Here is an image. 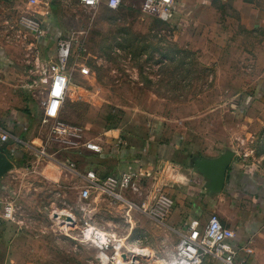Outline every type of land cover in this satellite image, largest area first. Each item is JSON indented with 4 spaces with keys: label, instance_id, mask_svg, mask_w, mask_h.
<instances>
[{
    "label": "rangeland",
    "instance_id": "rangeland-1",
    "mask_svg": "<svg viewBox=\"0 0 264 264\" xmlns=\"http://www.w3.org/2000/svg\"><path fill=\"white\" fill-rule=\"evenodd\" d=\"M51 1L64 30L75 16L87 25L86 62L92 69L81 75L70 62L72 85L59 115L83 127V140L99 143L104 152L91 153L55 138L46 125H37L38 131L27 138L16 132L26 139L37 135L43 144H27L20 160L14 153L8 183L0 187V197L15 208L14 220L0 225L1 231L11 223L17 259L12 264H173L191 218L188 187L193 182L186 184L181 174L190 179L200 173L160 157L147 133L154 121L164 124L162 139L179 147L170 158L183 164L219 154L230 141L242 152L253 139L245 142V132L257 139L262 129L260 120L247 112L264 70L262 35L238 29L228 5L221 11L218 4L222 23L202 24L198 5L185 7L184 0H176L178 7L166 22L145 13L141 0H125L116 10L105 3L84 9L78 0ZM35 5L0 0V47L9 46L13 57L0 71L1 102L8 114L30 110L41 118L47 71L37 62L34 44L39 39L24 25L26 17H37ZM4 121L0 118V124ZM59 162H76L80 169L93 164L101 177L132 171L138 190L117 192L136 206L108 191L82 200L81 177ZM88 226L107 233L111 244L101 247L86 240ZM118 241L122 255L113 261Z\"/></svg>",
    "mask_w": 264,
    "mask_h": 264
},
{
    "label": "crops",
    "instance_id": "crops-1",
    "mask_svg": "<svg viewBox=\"0 0 264 264\" xmlns=\"http://www.w3.org/2000/svg\"><path fill=\"white\" fill-rule=\"evenodd\" d=\"M103 1V3L106 4V0ZM218 4H220L219 8L221 11V6L225 5H228L233 9L234 13L230 14V19L232 23L238 27V29L246 32L247 35L250 36L261 33L260 35L262 36L259 39H262V45L261 51L259 52V59L264 64V0L183 1V5L185 7H196L198 5L197 9L201 10L198 21L202 24H216L218 21L222 23L223 16L218 13ZM35 6V14L43 21L44 28L46 30V35L36 38L39 40L34 44L38 53L37 62L38 64H41L43 62L50 61L55 57L57 51V41L60 37H63L67 33L68 27L65 30L62 28L60 16L57 12H55V5L51 0H49L47 4L36 3ZM12 58L9 46L6 45L4 47H0V71H5L8 66H10ZM73 65V68L79 71L78 66L75 65L74 62ZM72 69L70 68L71 81L68 92L70 86L72 85ZM262 69H264V66ZM79 73L83 75L80 71ZM1 82L2 80L0 79V118H6V121L0 124V151L4 152L5 155L9 157L12 167L14 153L17 160H20L18 158V154L19 156H23L25 150L24 148L27 144L35 142L43 144L42 139L37 135H33L30 139H26L27 133L33 132L34 129L38 131V127L40 128V125L41 127H43V125L45 126L43 123V108L42 106L40 107L41 118H38L36 113L31 112L30 110H26V112L24 111L19 115L14 109V111H11L8 114L5 109V104L1 102L2 93H4ZM48 87L49 78L47 77V97ZM67 95L62 103L61 115L63 113V109H65ZM251 95L253 100L252 107L247 112L249 116L256 118V120H260L262 123V129L259 133L260 135L256 139L254 134L252 135L250 131H246L244 141L248 142L250 136H252L253 139H251L250 143L245 146L242 152L230 141L229 144L222 147L220 152H218L219 154H215L216 156L206 155V157H209L207 159H215L227 151L233 152V158L227 172L224 188L219 192L209 194L206 188V179L201 174H194L190 177V179L189 176L185 174L181 175L186 176V184L188 183L189 185L191 180L193 182V184L188 187V200H190L188 202L191 206V218L189 219L188 224H190L193 219L199 220L201 224H206L209 216L212 213H217L221 222L226 227L235 231L234 239L229 242L236 249V260L246 261L249 264H264V70L256 81ZM249 100H251V97ZM59 119L68 122L60 115ZM16 132L21 133L20 135H25L26 138L20 135L17 136ZM164 132V124H161L160 121L157 123L153 122L147 133V141L156 144L157 152L160 157L166 159V161H173L178 165H185V167L190 170V166L195 163L193 160L192 162H186V164H183V162L170 158L178 146L172 145L173 142L171 141L167 142L166 140H163L162 138L164 136ZM36 149L37 151L40 150L38 147H36ZM88 152L91 151L88 150ZM248 152H250L249 155L244 156L245 153ZM163 154L168 155L164 157ZM191 155L193 156L192 153ZM103 156L106 157L109 155L106 154ZM192 156H190V159ZM210 156L215 157L211 158ZM59 165L66 167L65 169L69 171L67 168L68 164L59 162ZM90 165L91 166H87L83 169H80L77 166V172H85L87 169H93L98 173V169L94 168L93 164ZM11 167H9V169L0 176L1 188L6 186L8 183L6 178ZM190 171L192 172V169ZM69 172L71 173V171ZM62 176L61 180L63 181L64 177L62 178ZM80 181L83 182L82 180ZM1 190L2 189H0V191ZM5 200L7 202L8 198L5 199L0 197V208ZM10 225L11 223L9 222L5 223L4 227L0 231V264H12L17 260L14 253V240L11 239V235L9 234L8 227ZM205 263L222 264L221 261L213 257H206L203 261V264Z\"/></svg>",
    "mask_w": 264,
    "mask_h": 264
},
{
    "label": "built area",
    "instance_id": "built-area-1",
    "mask_svg": "<svg viewBox=\"0 0 264 264\" xmlns=\"http://www.w3.org/2000/svg\"><path fill=\"white\" fill-rule=\"evenodd\" d=\"M29 1L31 4H47L49 2V0ZM103 2V0H78L80 7L84 9L96 8ZM125 4V0H106L107 7L113 10L119 9ZM141 7L145 13L151 14L162 21H169L177 8L176 0H141ZM24 21L27 30H33L36 38L46 35L44 23L38 17H26ZM71 23L67 33L57 41L55 57L50 61L41 63L42 66H45L46 76L49 78L48 97L41 105L43 108V123L49 127L50 134L53 137L65 139L73 146L81 145L94 153H101L103 148L99 143L83 140V127L59 119V111L71 81L70 62H74L83 75L92 74V69L86 62L89 56L86 38L87 25L81 24L77 16L72 19ZM39 152L44 153L45 151L40 148ZM249 153H245L244 156H248ZM67 168L69 171L79 175L83 181L79 192L82 200L88 199L93 192L108 191L117 198L129 203L131 207L136 206L125 198L121 192H117L118 188L131 189L134 192L138 190L134 181L135 174L132 171H124L120 173L119 177L113 175L101 177L93 169H87L84 173L77 172L78 169L75 162L69 163ZM144 206L143 204L142 207ZM14 213L13 204L6 202L3 212L0 214V225L4 220H14ZM55 213V211H52V215ZM70 213L73 215L72 212ZM83 235L86 240H90L101 247H108L111 244L107 233L92 226L86 227ZM234 237L235 231L226 227L217 213H212L205 225H202L199 220L193 219L189 224L188 230L182 236L177 251L178 258L173 264H203L206 257H213L221 261L222 264H249L246 261L236 260V249L229 242ZM122 246V242L117 243V245L113 244V248L116 250L115 256H112L113 261L116 258L120 260ZM106 256L108 257L109 255Z\"/></svg>",
    "mask_w": 264,
    "mask_h": 264
},
{
    "label": "water",
    "instance_id": "water-1",
    "mask_svg": "<svg viewBox=\"0 0 264 264\" xmlns=\"http://www.w3.org/2000/svg\"><path fill=\"white\" fill-rule=\"evenodd\" d=\"M233 152L227 151L215 159L199 158L192 164L206 179V188L209 194H214L224 188L229 166L231 165ZM11 167V162L4 152L0 151V176Z\"/></svg>",
    "mask_w": 264,
    "mask_h": 264
},
{
    "label": "bare ground",
    "instance_id": "bare-ground-1",
    "mask_svg": "<svg viewBox=\"0 0 264 264\" xmlns=\"http://www.w3.org/2000/svg\"><path fill=\"white\" fill-rule=\"evenodd\" d=\"M65 214V213H64ZM64 214L61 213V215L63 216ZM57 215H60L59 212L57 213ZM64 217V216H63Z\"/></svg>",
    "mask_w": 264,
    "mask_h": 264
},
{
    "label": "trees",
    "instance_id": "trees-1",
    "mask_svg": "<svg viewBox=\"0 0 264 264\" xmlns=\"http://www.w3.org/2000/svg\"><path fill=\"white\" fill-rule=\"evenodd\" d=\"M122 7H124V6H122ZM122 7H120V8H122ZM120 8H119V9H120ZM159 20H160V19H159ZM161 21H162V20H161ZM164 22H166V21H164ZM154 122H155V121H154ZM162 142H163V141H162Z\"/></svg>",
    "mask_w": 264,
    "mask_h": 264
}]
</instances>
